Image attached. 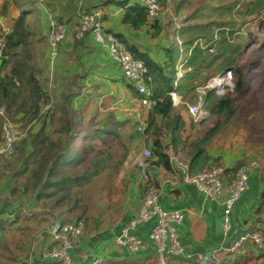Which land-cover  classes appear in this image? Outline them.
<instances>
[{
	"label": "trees",
	"instance_id": "1",
	"mask_svg": "<svg viewBox=\"0 0 264 264\" xmlns=\"http://www.w3.org/2000/svg\"><path fill=\"white\" fill-rule=\"evenodd\" d=\"M158 2L162 11L168 8L169 0H158ZM188 2L189 0H179L176 3L174 10L178 17H182ZM35 3L36 0H2L0 9V14L9 13L11 10L17 12L8 35L5 56L0 68V107L6 109L10 119L19 128L31 125L26 136L15 143L13 153L0 154V184L4 185V182L12 181L8 184L9 196H4V201L0 204L2 209L0 230L2 235L12 236L22 243L25 241L24 237H30L37 229L36 226L47 220L42 215L43 211L55 212L62 222L85 219L86 230L88 225L85 218L88 206L86 204L87 188L99 182L101 175L111 167L115 155L118 154L116 140L123 141L122 132L127 123L126 120L118 119L111 111L103 118L98 115L88 116V104L84 99L80 106L74 107L72 98L80 93V89L74 84L75 79L71 76L63 77V90L59 98H55L58 101V104L56 103L53 94L47 89L48 78L41 79L40 69L32 63L36 46L44 38H35V33L29 24L30 18L35 13ZM250 3L247 1L243 5L248 6L247 9H252ZM262 3L264 0H257L254 8ZM118 4L125 9L122 17L124 24L134 30H141L149 24L156 35L163 34L168 41V44L164 46L165 59L158 62L149 50L129 42L123 34L106 30L104 27L106 32L120 38L136 58L142 59L148 67L149 74L153 76L154 94L159 101L149 110L147 127L143 134L151 140L153 163L171 170L170 155L167 152L169 147L178 155L181 153L186 155L190 171L194 174L200 172L209 162L223 163L220 156L210 153V148L216 142V137L218 140L224 137L225 134L222 136L220 134L224 124L234 118L236 120L238 115L236 105L240 100L245 104L239 108L238 112L244 114L243 109H247L248 95L253 93L248 76L251 73L250 68L252 63L260 64L264 60L262 51L257 55L252 52L247 59L242 60L243 63L241 62V55L246 48L249 49L250 43L255 45L258 42L256 37L245 43H239L236 40L230 42L227 38L225 28L227 25L236 24V20L230 23L231 17L225 16V12L235 8L238 2L233 0L228 6L227 4L222 6L216 0H207L190 16L184 17V24L177 30L174 20L162 21L161 17L151 18L147 9L139 2L130 4L129 0H119ZM209 7L214 8V12L222 11L221 20L219 16L214 15L213 19L207 22L198 20L199 16L207 15ZM78 18L79 26L81 17L78 16ZM56 19L62 23H68L71 20L69 18L64 21L61 17ZM105 20L104 15L103 22ZM204 28H209V33L202 31ZM263 28L264 22L260 24V31H264ZM216 29H220V40L216 54H211L207 49H202L197 41L203 39L209 43L213 40ZM74 32L76 33V30ZM237 33L235 30L230 32L233 36ZM176 36L181 39H177ZM73 37L74 46L82 43V39H77L75 34ZM65 40L66 38L60 43L59 48ZM259 48L264 49V38ZM181 49L186 53L190 52L189 58L186 57L185 68L191 70L179 78L178 65ZM227 69L234 72V90L227 92L224 96H218L213 90L207 92L205 106L210 111V117L207 120L195 122L186 105L179 107L173 105L169 94L172 90H177L184 99L194 102L196 88ZM126 83L133 96L140 100L142 96L137 89ZM43 104H50V106L40 113ZM241 119L243 118L238 117V120ZM196 128L199 131L197 129L193 136L192 130ZM188 130H191L190 134H187ZM239 136H242L243 141H247L248 147L252 149L249 141L251 134L242 131L236 138ZM257 140L258 143L264 144V136ZM123 147L128 148L127 144H123ZM120 154L122 159L116 161L114 169H117L122 161L130 167L127 154L123 150L122 152L120 150ZM250 159L248 155H245L232 167H228L226 172H235L250 162ZM129 167L126 168L127 174H129ZM6 176H8L7 180L2 182ZM136 179L138 180V166L135 171V181ZM126 183L128 181L124 182L123 186H126ZM3 199L0 198V202ZM26 200H29L30 210L36 208L41 210L36 214L28 213L25 208ZM7 209L9 212L5 211ZM253 215L257 225L249 230H258L264 235V190ZM24 220L31 222L28 225H20ZM259 252L258 258L264 256V246L259 248Z\"/></svg>",
	"mask_w": 264,
	"mask_h": 264
},
{
	"label": "crops",
	"instance_id": "2",
	"mask_svg": "<svg viewBox=\"0 0 264 264\" xmlns=\"http://www.w3.org/2000/svg\"><path fill=\"white\" fill-rule=\"evenodd\" d=\"M118 1L51 0L49 2L50 9L57 18L61 17L64 21L71 18L68 23H65L67 26L66 40L59 48L53 67L50 63L51 49L48 40L49 19L45 11L42 10L43 13L37 20L36 27L33 28L30 25L35 33V38L44 37L36 46V54L32 63L36 64L38 69H40L41 74L39 77L41 79L48 78L47 89L53 94L54 100L56 97L59 98L63 90V77L71 76L72 79L73 77L75 79L74 82L76 83L74 84L80 89V93L72 98L74 107L80 106L81 101L84 99L88 104V116L98 115L103 118L111 111L118 119L127 121L122 135L123 139L127 141L128 148L122 150L128 156L127 160L130 167L127 166V163H124L123 167L124 173L126 168L128 169L129 167L130 170L129 174L125 173L127 174L126 181L128 183L123 186V197L119 200V206L115 207L113 216H105L103 212H98L101 216L97 215L93 222H89L90 225L87 226L83 237L72 249L73 264H90L98 257L102 258V264H110L112 262L120 264H152L157 258L156 244L149 236L156 219L139 225L135 231V234L143 241V246L137 252H131L116 242L123 227L131 218L138 214L143 202L144 192L138 185L137 179L135 181V171L137 156L144 148H151V140L143 135L144 132L138 129L142 121H147L149 111L140 105L138 98L133 96L132 91L122 78L118 63L111 57L108 49L95 39L93 33L87 32L81 40L82 43L74 46L73 34L78 26V9L81 8L82 11H85L99 8L106 17L104 22L106 30L109 29L115 33L123 34L129 42L149 50L158 62H162L165 59L164 46L168 44V41L163 34L156 35L149 24L141 30L131 29L124 24L122 17L125 9L118 4ZM178 1L175 0L174 2L177 3ZM129 2L130 4L138 3L137 0H129ZM171 2L173 0H169L168 6L170 4L173 6ZM1 4L2 0H0V9ZM37 6L40 7L38 0H36L34 9ZM16 16L17 12L11 10L9 13L0 14V20L11 27ZM156 38L162 43L157 45ZM178 44L180 45V42ZM181 51L178 65L179 78L183 77L180 69L185 71L184 75L191 70L185 68L190 52L186 53L183 49ZM44 57L49 62L47 75L42 66ZM55 101L58 104V101ZM197 129L192 130L193 136L196 134ZM190 133L191 130H188L187 134ZM223 139L225 138L222 137L221 142H214L212 148H210V153L220 156L222 162L232 167L237 160L244 156L242 152L238 154L231 153L226 148L227 145H225ZM249 149L251 152L254 147ZM167 152L170 155L171 170L159 167L160 170L155 175L159 184V201L165 210H181L183 212V221L177 226L178 236L185 252L191 254V257L188 258L178 254H170V263L217 264L218 262H225L228 264H262L261 262L264 261L263 256L258 257L260 255L259 248L263 247L257 246L251 241H247L234 252H230L229 248L242 232L245 233L257 225L253 211L258 205L264 190V158L253 157L249 160H259L261 167L249 176V188L234 206L230 218L232 227L226 236L223 231L224 198L210 199L194 184L184 182L182 176L174 172V158L177 157L187 161L186 155L184 153L176 154L171 147L168 148ZM235 159L237 160L233 161ZM28 204L29 200H26L25 206L27 207ZM40 210V208H36L35 214ZM5 211H8V209ZM1 212L2 209L0 214ZM53 213L56 214L55 212ZM42 215L47 220L36 226L37 229L30 237H24L25 241L23 243L19 242L18 239L16 241L15 238L10 236L6 241H3L4 244H1V240L5 236L2 235L0 230V264H50L52 262V259L46 256V253L53 246V238L47 232L39 235L40 231L51 222L52 213L43 211ZM215 249L218 250L216 255H214ZM196 254L207 255L211 259L202 261L196 257Z\"/></svg>",
	"mask_w": 264,
	"mask_h": 264
},
{
	"label": "built area",
	"instance_id": "3",
	"mask_svg": "<svg viewBox=\"0 0 264 264\" xmlns=\"http://www.w3.org/2000/svg\"><path fill=\"white\" fill-rule=\"evenodd\" d=\"M51 0H38L39 6L48 16L49 32L48 40L50 45V62L53 67L58 55L59 45L66 38L67 26L65 23L58 22L54 13L50 9ZM147 9L151 18H156L161 12L158 0H137ZM81 22L76 29L75 37L83 39L87 32L93 33L95 39L105 46L111 57L118 63L122 78L131 84L141 94L139 103L148 111L159 101L155 98L153 76L149 74L148 67L142 59L136 58L123 41L116 35L106 32L104 29V13L99 8L82 11L78 9ZM226 29V35L230 42H234L233 37H229L230 29ZM216 29L212 41L206 43L199 39L197 43L202 49H207L211 54H216L220 35ZM11 27L0 20V68L5 49L8 42V35ZM196 43V44H197ZM183 64V63H182ZM183 66V65H182ZM235 76L231 69L216 74L208 82L199 85L196 88V100L191 102L184 99L177 90H172L171 96L173 105L179 107L186 105L188 111L195 122L207 120L210 117V111L205 106V98L209 90H213L218 96H224L227 92L234 90ZM50 104L42 105L40 113H43ZM0 126L2 129V139L0 140V154H11L14 152L15 143L26 136L29 127L19 128L8 116L4 107H0ZM147 127V121H142L138 127L139 131L144 132ZM154 157L151 148H144L136 159L138 166L137 183L144 189L143 202L138 214L126 224L116 242L124 246L131 252H137L143 246V241L135 234L139 225L155 220L149 236L156 244L157 258L152 264H171L170 254L182 255L186 258L191 254L185 252L180 244L177 226L182 223L184 214L181 210H165L159 201V184L156 180V173L160 170L159 166L153 163ZM174 172L182 176L184 182L194 184L206 197L210 199L224 198V217L223 231L227 236L231 230V214L234 206L241 198L242 194L249 188V176L252 172L261 167L259 160H251L246 165L241 166L235 172L227 173L226 169L230 167L226 163H209L200 172L192 173L189 164L181 158H174ZM229 180V182H228ZM225 191H227L225 193ZM225 193V194H224ZM28 213H35L26 207ZM51 222L48 223L39 233H49L55 244L46 253V256L52 259L50 264H73L72 249L81 239L85 232L86 221L80 219L75 222H62L53 212ZM251 241L258 246H264V235L258 230H250L241 234L239 238L230 246L229 251L234 252L244 243ZM218 250H214L216 255ZM200 260H210L211 257L203 254H196ZM102 258H95L90 264H101ZM217 264H228L218 262Z\"/></svg>",
	"mask_w": 264,
	"mask_h": 264
},
{
	"label": "rangeland",
	"instance_id": "4",
	"mask_svg": "<svg viewBox=\"0 0 264 264\" xmlns=\"http://www.w3.org/2000/svg\"><path fill=\"white\" fill-rule=\"evenodd\" d=\"M175 0H173L174 2ZM207 0H189L185 12L183 13L182 17H178L175 14V6L176 3L171 2L173 6H168L167 9L162 11L159 14V17H161V20L165 21L167 19H172L174 20L176 24V30L179 29L183 24H184V17L190 16L194 10L198 9L199 7H202L203 4ZM223 4H230L233 2V0H216ZM238 2V4L233 8L231 11H226L225 16H230V23L233 22V20H236V24H231L227 25L226 28L231 30H235V32H238L236 36L229 35V37H233L236 42H249L253 38H257L258 42L254 45L253 43H250L249 49H245L244 53L241 55V62L243 63V59H247L249 55L252 54H259L260 52H264V49L259 48L260 43L263 41L264 38V31H260V24L264 22V3H262L260 6H257L254 8V6L257 4V0H235ZM251 2L250 3V8L252 9H247L248 6H244V2ZM260 3H258L259 5ZM222 5V6H223ZM36 13L35 15L32 16L30 20V25L34 28L37 25V20H39L41 14L43 13L41 7H36L35 9ZM214 8L209 7V11L206 13L207 15L199 16L198 20L202 22H207L213 19L214 16H219V19L221 20V12H214ZM216 11H219V9H216ZM225 11V10H224ZM224 18V17H223ZM204 20V21H203ZM7 25V24H6ZM9 26V24H8ZM264 30V28L262 29ZM202 31L209 33V28H204ZM177 33V32H176ZM75 34V32H74ZM73 34V35H74ZM236 34V33H235ZM177 37V36H176ZM165 38V37H164ZM177 39H181L177 37ZM157 45L161 44L162 42L156 38ZM165 43V41H164ZM45 45V43H44ZM249 53V54H248ZM264 58V56H263ZM43 70L45 71V74L49 70V62L45 57L43 58ZM182 71V75L184 76L185 71L183 69H180V72ZM249 73V83L250 87L253 93L248 95L249 99H247V109L244 108L243 112L244 114H239V108L245 104L244 101H238L237 103V108L236 112L238 115H236V120L228 121L224 126L222 127V132L220 133L221 136L222 134L224 135L223 141H225V145H227V149L231 153L238 154L239 152L243 154V156L248 155L249 152V159L250 158H259L263 159L264 158V144L258 143V138H262L264 136V60L263 63L260 64H254L252 63V66L250 68ZM47 75V74H46ZM255 102V103H252ZM245 107V106H244ZM239 118H243L241 120H238ZM237 130V131H236ZM236 131V132H235ZM242 131L251 134L252 137L249 138L250 141V147H254V149L250 152L248 148V142L243 141L242 136H239L236 138L238 135H241ZM142 132V131H141ZM219 136V135H218ZM231 137H233L231 139ZM216 143L220 140H218V137L215 138ZM118 141V142H117ZM116 150H118V154L115 155L114 162L111 163V167L108 169L107 172L103 173L101 175V178L99 179V182H96L89 186L87 188L86 192V201H87V208H86V215L85 218L88 221V225H90L91 222L94 221L95 216L99 215L98 212H103V214L106 216H113L115 214V207L119 206V200H121V197H123V184L126 182V170L124 173V167H123V161L121 164H119L117 169H114L116 166V161H120L122 159V155L120 154V150L122 152V149H124L123 144H126L127 141L123 139H117L116 140ZM236 156V155H235ZM234 158V157H233ZM125 160V159H124ZM237 159L233 160L236 161ZM229 165V164H228ZM6 172V171H5ZM7 173V172H6ZM4 174V173H3ZM8 174V173H7ZM8 176H6L2 182L7 180ZM12 182V181H10ZM10 182H4L0 184V198L3 199L4 196L8 197L10 193V186L8 184ZM229 182V180H228ZM2 190V191H1ZM227 191H225L226 193ZM224 193V194H225ZM225 198V196L221 197ZM3 203L4 199L1 200ZM1 210V207H0ZM102 210V211H101ZM31 221L30 220H24L23 223L20 225L24 224H29ZM90 222V223H89ZM243 233V232H242ZM241 233V234H242ZM10 236H5L3 240H1V244H4L3 241H6L7 238ZM223 253V252H222ZM225 256V255H222ZM230 256V254H228ZM264 258V256H263ZM264 264V261L261 262ZM102 264V263H101Z\"/></svg>",
	"mask_w": 264,
	"mask_h": 264
},
{
	"label": "clouds",
	"instance_id": "5",
	"mask_svg": "<svg viewBox=\"0 0 264 264\" xmlns=\"http://www.w3.org/2000/svg\"><path fill=\"white\" fill-rule=\"evenodd\" d=\"M55 18H56V16H55ZM77 27H78V26H77ZM11 29H12V28H11ZM76 29H77V28H76ZM50 63H51V62H50ZM202 121H204V120H202ZM200 122H201V121H200ZM249 231H250V230H249ZM242 246H243V245H242ZM242 246H241V247H242ZM257 246H258V245H257ZM241 247H240V248H241ZM260 247H263V246H260Z\"/></svg>",
	"mask_w": 264,
	"mask_h": 264
}]
</instances>
